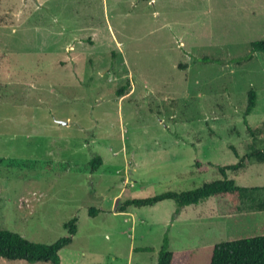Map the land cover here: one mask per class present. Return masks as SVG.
<instances>
[{
    "label": "rangeland",
    "instance_id": "rangeland-1",
    "mask_svg": "<svg viewBox=\"0 0 264 264\" xmlns=\"http://www.w3.org/2000/svg\"><path fill=\"white\" fill-rule=\"evenodd\" d=\"M259 40L264 0H0V230L49 245L77 219L63 264H157L165 237L192 250L177 264H210L217 244L264 235V190L240 212L218 198L177 219L171 200L119 212L222 180L209 163L264 148V53L203 62ZM228 177L262 188L264 163Z\"/></svg>",
    "mask_w": 264,
    "mask_h": 264
},
{
    "label": "trees",
    "instance_id": "trees-1",
    "mask_svg": "<svg viewBox=\"0 0 264 264\" xmlns=\"http://www.w3.org/2000/svg\"><path fill=\"white\" fill-rule=\"evenodd\" d=\"M147 1V0H145ZM264 53V40L251 43V53L244 58H233L225 62L220 59L203 58L205 63L217 64H242L246 60L253 59L254 54ZM129 84H126L117 91V96L122 97L126 94ZM257 106V93L251 90L248 93V104L244 111V124L251 138H257L256 130L248 122V117L253 113ZM252 146V145H251ZM250 152L240 157L236 149H232L238 162L231 165H220L209 163L216 167L224 177L222 180H215L203 184L201 187L189 191H168L150 198H134L123 202L119 207V212H126L129 208L153 207L156 204L171 200L176 208L172 215L177 219L183 210L189 206H197L210 200L218 198L223 204H231L235 211H241L243 201L254 199L258 192L263 191L264 187H242L238 186L234 179L228 177L229 172H238L246 169L254 163H264V148H250ZM201 166V163H197ZM89 166L92 172L100 170L103 166L101 156H96L90 161ZM97 209L91 208L89 215L96 217ZM66 235L53 244L45 245L31 242L18 233L9 230H0V261H25L29 264L50 263L63 264L62 251L70 246L77 234V219H73L64 225ZM169 241L165 237L164 245L158 255L157 264H177L180 260L189 258L192 250L176 253L169 250ZM146 251H152L147 249ZM210 264H264V235L241 238L238 240L227 241L217 244L212 252Z\"/></svg>",
    "mask_w": 264,
    "mask_h": 264
},
{
    "label": "crops",
    "instance_id": "crops-1",
    "mask_svg": "<svg viewBox=\"0 0 264 264\" xmlns=\"http://www.w3.org/2000/svg\"><path fill=\"white\" fill-rule=\"evenodd\" d=\"M62 124V123H61ZM251 166V165H250ZM247 169V168H246Z\"/></svg>",
    "mask_w": 264,
    "mask_h": 264
},
{
    "label": "water",
    "instance_id": "water-1",
    "mask_svg": "<svg viewBox=\"0 0 264 264\" xmlns=\"http://www.w3.org/2000/svg\"><path fill=\"white\" fill-rule=\"evenodd\" d=\"M62 124H64V123H62ZM66 124V123H65Z\"/></svg>",
    "mask_w": 264,
    "mask_h": 264
}]
</instances>
